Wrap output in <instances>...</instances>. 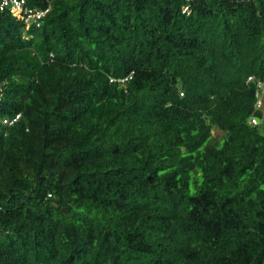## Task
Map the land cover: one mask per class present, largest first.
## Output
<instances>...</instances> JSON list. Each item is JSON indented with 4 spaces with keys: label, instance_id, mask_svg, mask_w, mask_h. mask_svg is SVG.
<instances>
[{
    "label": "trees",
    "instance_id": "obj_1",
    "mask_svg": "<svg viewBox=\"0 0 264 264\" xmlns=\"http://www.w3.org/2000/svg\"><path fill=\"white\" fill-rule=\"evenodd\" d=\"M27 2L39 26L0 11V264H264V0Z\"/></svg>",
    "mask_w": 264,
    "mask_h": 264
},
{
    "label": "built area",
    "instance_id": "obj_2",
    "mask_svg": "<svg viewBox=\"0 0 264 264\" xmlns=\"http://www.w3.org/2000/svg\"><path fill=\"white\" fill-rule=\"evenodd\" d=\"M9 10L12 14L23 21L25 27H29L31 24L39 26L40 19L45 16L49 7L35 8L29 6L27 0H0V11ZM250 76L248 80H252ZM259 91L256 92L257 101L256 107H261L263 105V93H264V82H258ZM257 119L253 117L251 119L252 124H256Z\"/></svg>",
    "mask_w": 264,
    "mask_h": 264
},
{
    "label": "rangeland",
    "instance_id": "obj_3",
    "mask_svg": "<svg viewBox=\"0 0 264 264\" xmlns=\"http://www.w3.org/2000/svg\"><path fill=\"white\" fill-rule=\"evenodd\" d=\"M263 111H264V106H263ZM217 133V130H213V134H216Z\"/></svg>",
    "mask_w": 264,
    "mask_h": 264
},
{
    "label": "water",
    "instance_id": "obj_4",
    "mask_svg": "<svg viewBox=\"0 0 264 264\" xmlns=\"http://www.w3.org/2000/svg\"><path fill=\"white\" fill-rule=\"evenodd\" d=\"M257 121H259V117H256Z\"/></svg>",
    "mask_w": 264,
    "mask_h": 264
}]
</instances>
